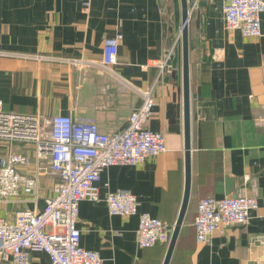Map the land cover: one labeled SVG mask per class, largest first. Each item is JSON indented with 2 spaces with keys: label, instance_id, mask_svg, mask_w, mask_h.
<instances>
[{
  "label": "crops",
  "instance_id": "0c3cea01",
  "mask_svg": "<svg viewBox=\"0 0 264 264\" xmlns=\"http://www.w3.org/2000/svg\"><path fill=\"white\" fill-rule=\"evenodd\" d=\"M0 0V101L7 112L46 117L71 115L93 120L105 134L125 129L141 98L152 88L155 106L147 124L161 133L166 151L137 166H112L100 174V200L81 201L80 246L103 264H163L167 244L139 249V215L173 226L184 193V104L180 53L176 71L158 77L150 61L162 58L180 34L179 0ZM188 6L192 0H187ZM226 0H201L188 18L190 192L169 264H264V13L258 38L227 30ZM180 25V27H179ZM120 33L113 74L96 67L105 39ZM180 46V45H179ZM180 50V48H179ZM217 59L213 60L212 56ZM70 59L87 64L75 66ZM18 153L17 166L35 176L33 144L0 141V158ZM45 165V161L43 162ZM56 177H39L36 199L0 203V218L40 212L52 197ZM137 198V213L110 216L107 192ZM211 196L253 197L258 207L245 225H232L197 244L193 228L197 202ZM0 264H4L0 261ZM30 264H51L32 252Z\"/></svg>",
  "mask_w": 264,
  "mask_h": 264
},
{
  "label": "built area",
  "instance_id": "2783aa9c",
  "mask_svg": "<svg viewBox=\"0 0 264 264\" xmlns=\"http://www.w3.org/2000/svg\"><path fill=\"white\" fill-rule=\"evenodd\" d=\"M200 1L192 0L189 4V17ZM88 6L89 1L83 0L84 11ZM263 13L264 0H226L223 6L225 28L238 31L243 38H258ZM121 40L120 33L105 39L101 63L96 65L101 71L113 74L111 67L116 63ZM178 40L179 37L160 60L148 64L158 69V77L176 71L174 48ZM212 59L216 60V55ZM68 63L87 64L82 59H70ZM136 92L141 98L140 105L129 114L124 130L110 134L100 132L91 119L7 112L0 101V141L33 144L36 158L33 178L17 171V166L28 164L26 157L10 153L0 158V203L20 204L24 202L22 198L28 199V196L35 200L41 174L57 179L52 197L45 200L40 212L21 210L12 219L0 218L2 263L30 264L31 253L42 252L51 264H103L96 252L80 246L79 203L100 200L97 183L105 169L137 166L166 151L163 135L147 127L154 114L152 88ZM260 124H264V119L256 121V125ZM104 202L110 216L129 217L137 213V198L128 191L107 192ZM257 207L253 197L200 199L193 222L196 243H207L214 233L225 227L247 224ZM172 230L173 226L143 213L139 215L136 245L139 249H148L168 244Z\"/></svg>",
  "mask_w": 264,
  "mask_h": 264
},
{
  "label": "water",
  "instance_id": "95a60500",
  "mask_svg": "<svg viewBox=\"0 0 264 264\" xmlns=\"http://www.w3.org/2000/svg\"><path fill=\"white\" fill-rule=\"evenodd\" d=\"M181 12L180 21V57H181V76L182 91L184 104V164H185V183L181 207L175 224L173 225L172 234L168 242V247L163 260V264H169L175 243L186 213L190 192V125H189V45H188V2L179 0Z\"/></svg>",
  "mask_w": 264,
  "mask_h": 264
},
{
  "label": "trees",
  "instance_id": "16d2710c",
  "mask_svg": "<svg viewBox=\"0 0 264 264\" xmlns=\"http://www.w3.org/2000/svg\"><path fill=\"white\" fill-rule=\"evenodd\" d=\"M179 45H180V40H178L176 45H175V50H176V53H178V55L180 53V50H179L180 46Z\"/></svg>",
  "mask_w": 264,
  "mask_h": 264
},
{
  "label": "rangeland",
  "instance_id": "374dc122",
  "mask_svg": "<svg viewBox=\"0 0 264 264\" xmlns=\"http://www.w3.org/2000/svg\"><path fill=\"white\" fill-rule=\"evenodd\" d=\"M192 15V14H191ZM179 27H180V25H179ZM178 37H179V39H180V36H179V34H178ZM43 174H41V176H42Z\"/></svg>",
  "mask_w": 264,
  "mask_h": 264
}]
</instances>
